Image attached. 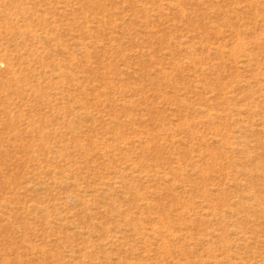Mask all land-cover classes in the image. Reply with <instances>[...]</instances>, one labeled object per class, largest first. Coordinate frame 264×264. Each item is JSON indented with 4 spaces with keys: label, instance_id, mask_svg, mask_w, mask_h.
Instances as JSON below:
<instances>
[{
    "label": "rangeland",
    "instance_id": "1",
    "mask_svg": "<svg viewBox=\"0 0 264 264\" xmlns=\"http://www.w3.org/2000/svg\"><path fill=\"white\" fill-rule=\"evenodd\" d=\"M0 264H264V0H0Z\"/></svg>",
    "mask_w": 264,
    "mask_h": 264
}]
</instances>
